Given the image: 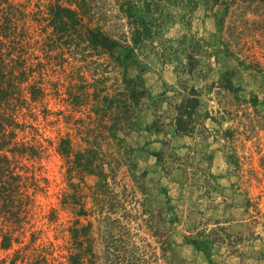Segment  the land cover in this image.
Wrapping results in <instances>:
<instances>
[{"label":"rangeland","instance_id":"374dc122","mask_svg":"<svg viewBox=\"0 0 264 264\" xmlns=\"http://www.w3.org/2000/svg\"><path fill=\"white\" fill-rule=\"evenodd\" d=\"M20 1L26 3L28 0ZM196 1L198 6L191 19L167 24L155 39L154 46L160 48L164 41L167 48L175 49L184 37L204 38L216 46L221 41L229 43L232 56L221 58L218 65L212 59V72L204 58L201 68L210 77L209 85L218 81L224 72H234L233 82L241 91L203 89V78L180 74L179 54L172 55L169 60L148 59L145 61L147 68L124 69L106 55L87 58L86 52L74 48L48 52V47L44 48V42H49L42 28L45 24L37 26L32 17H28L33 36L41 41L40 50L36 51L40 60L32 61L43 65L34 77L46 95L41 102L28 100L29 104L25 103V108L15 113L22 126L35 128L30 130L28 127L24 132L17 130L18 139L35 145L40 154L34 160L18 158L13 166L28 183L37 182L39 187L30 192L33 199L30 223L22 232L10 230V224L4 221L0 224V242L2 235L7 233L20 241L9 250L2 249L0 243V264H11L12 259L18 258L32 262L36 248L31 242L33 233L39 236L37 245L51 241L58 256L68 254L71 246L69 229L77 220H80L79 227L90 221L99 227L97 219L101 217L97 210L93 212L96 207L92 198L85 199L84 209L88 214L82 217L78 215L79 205L65 203V195L74 192L72 183L80 184L89 193L97 179L86 176L82 183L79 178L70 180L65 161L57 152L62 138H71L75 147L84 146L77 134L82 126L75 123L85 119L87 106H82L81 110L85 112L74 111L67 92L70 85L81 83L80 71L88 82L100 80L103 74L107 81L100 84L108 87L109 93L123 86V75L142 81L148 90L149 98L141 109L137 128L121 134L125 140L124 148L131 150L132 169L116 162L117 171L112 176L115 183L112 179L109 181L117 191L124 187L136 191L137 197L127 205L128 210H133V217L122 223H129L130 237L147 252L149 264H264V13L240 12L242 10L235 5L231 6L221 32L217 20L206 14V0ZM143 2L139 0V4ZM27 3L30 12L34 13L39 8L45 10L48 1ZM243 20L258 24H250L241 34L239 24ZM48 53L51 57H47ZM92 60L99 62L87 68ZM180 80H187L190 85L204 90L200 113L209 131L198 129L194 136L186 135L190 137L186 141L177 139L178 134L171 126L165 134L151 130L152 104L165 92L172 98ZM29 89V84H25L20 94L27 96ZM162 110L171 114L165 104ZM118 146V142H114L109 148L105 146V150L113 153V158L121 159L124 151ZM162 153L164 157H161ZM144 199L150 212L159 216L154 221H148L150 215L143 213L140 203ZM121 212L120 208L115 211ZM49 218L53 222L49 223ZM161 219L164 223L157 225ZM117 231L121 233V228ZM197 234H203L200 247L187 240ZM226 234L230 235V240H237L235 248H228ZM218 237L226 242L223 246L211 242ZM20 261L18 264H22Z\"/></svg>","mask_w":264,"mask_h":264},{"label":"trees","instance_id":"16d2710c","mask_svg":"<svg viewBox=\"0 0 264 264\" xmlns=\"http://www.w3.org/2000/svg\"><path fill=\"white\" fill-rule=\"evenodd\" d=\"M30 1L33 0L27 2ZM47 1L45 10L39 8L37 12L31 13L27 2L0 0V224L3 221L10 224V230L15 232H22L26 224L30 223L33 202L30 192L37 191L39 185L37 182L28 183L16 171L13 163L18 158L34 160L40 154L35 145L18 139L17 130L24 132L28 127L30 130L35 128L22 126L15 113L23 110L25 103L29 104L28 100L31 103L41 102L46 95L43 86L37 84L34 77L36 72L41 71L39 67L43 64H34L32 61L40 60L36 51L40 50L41 41L33 36L32 24L28 22L29 16L37 26L42 27L45 24L42 28L49 42H44V48L48 47V52L74 48L86 52L87 58L106 55L114 64L124 69L147 68L145 61L148 59L169 60L172 55L179 54L180 74L203 78V89L217 88L232 93L241 91L240 86H235L233 82L234 72H224L218 81L209 85L210 77L201 68L204 58L212 72V59L218 65L221 58L232 56L229 43L221 41L216 46L204 38L184 37L175 49L167 48L164 41L160 48L154 46L155 39L167 24H174L176 20L188 22L191 19L198 6L196 0H144L141 4L139 0ZM37 5L38 3V8ZM234 5L242 10H237L240 12L252 10L254 13H264V0H206V14L217 20L221 32L230 8ZM252 23L258 24L257 21L243 20L239 24L240 33L248 30ZM49 55L51 57V53L47 57ZM97 62L99 61L92 60L86 67H94ZM78 75L81 83L70 85L67 92L75 107L74 111L85 112L81 109L82 106H87L85 119H78L75 123L82 126L77 134L81 136L84 146L75 147L71 138H62L57 152L65 161L70 180L79 178L82 183L86 176L97 179L89 193L80 184L72 183L74 192L65 195V203L79 205L81 210L78 215L82 217L88 214L84 209L85 199L92 198L96 207L93 212L96 213L97 210L101 217L97 219L99 227L91 221L79 227L80 220H77L69 229L71 246L68 247V254L58 256L51 241L37 245L39 236L33 233L31 242L36 247L34 260L25 262L24 258L17 257L18 259H12L11 264H18L20 260L22 264H149L147 252L141 250L130 237L129 223H122L130 216L133 217V210H128L127 205L132 203L133 197H137L136 191L127 187L117 191L109 181L112 179L113 184L115 183L112 176L117 171V165H114L116 162L132 166L131 150L124 148L125 140L121 134L137 128L141 109L149 98L148 90L142 81L123 75V86H118L109 93L108 87L101 86L107 81L103 74L100 80L92 75L95 79L93 82H88L83 71ZM25 84H29L30 89L24 97L20 94V89ZM203 89L190 85L187 80H180L174 97L171 98L165 92L152 104L154 119L151 130L165 134L167 127L171 126L178 135L194 136L198 129L208 133L203 124L204 117L200 113ZM164 104L171 114L162 110ZM114 142H118V147L124 151L120 155L122 161L113 158V153L105 150V146L109 148ZM163 153L161 157L165 156ZM175 159L182 161L180 158ZM158 161L161 162L160 158ZM163 170L167 172L166 168ZM146 203V199L140 203L143 213L150 215L148 221H154L159 216L150 212ZM118 208L122 210L120 214L115 213ZM48 222H53V219L49 218ZM159 223L164 221L161 219L157 225ZM118 227L121 228V233L117 231ZM157 232L158 230L155 231L156 234ZM202 236L203 234H197L187 240L200 247L203 243ZM226 237L228 248H235L237 240H230L229 234ZM223 241L218 237L211 242L223 246L226 243ZM15 242L20 243L17 238L7 233L2 235L0 243L2 249L9 250L14 247Z\"/></svg>","mask_w":264,"mask_h":264},{"label":"crops","instance_id":"0c3cea01","mask_svg":"<svg viewBox=\"0 0 264 264\" xmlns=\"http://www.w3.org/2000/svg\"><path fill=\"white\" fill-rule=\"evenodd\" d=\"M177 139H182V140H187V139H190V137H187L186 135H177L176 137Z\"/></svg>","mask_w":264,"mask_h":264}]
</instances>
